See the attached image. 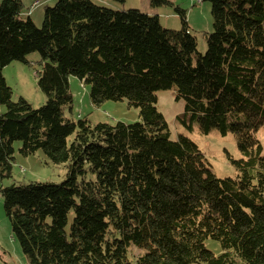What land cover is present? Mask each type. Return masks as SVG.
<instances>
[{
    "label": "trees",
    "instance_id": "trees-1",
    "mask_svg": "<svg viewBox=\"0 0 264 264\" xmlns=\"http://www.w3.org/2000/svg\"><path fill=\"white\" fill-rule=\"evenodd\" d=\"M53 1L41 27L21 0L0 1V180L12 177L17 141L22 155L42 150L67 168L59 183L0 187L28 264H264V0H207L204 53L179 6L182 27L172 30L137 9ZM32 52L41 56L38 108L13 101L2 72ZM70 76L89 86L93 106L126 100L140 120L67 117ZM166 89L185 101L183 124L189 117L202 134L234 136V176H216L187 136L170 138L155 105Z\"/></svg>",
    "mask_w": 264,
    "mask_h": 264
},
{
    "label": "rangeland",
    "instance_id": "rangeland-1",
    "mask_svg": "<svg viewBox=\"0 0 264 264\" xmlns=\"http://www.w3.org/2000/svg\"><path fill=\"white\" fill-rule=\"evenodd\" d=\"M1 1V0H0ZM23 3L22 15L27 14L38 27H41L46 6H53V0H21ZM98 5L107 6L114 10L137 9L148 14H157L162 27L172 30H180L182 20L176 12L179 6L185 10V19L188 29L196 37L197 50L204 53L206 42L204 34L212 31L210 2L207 0H169L172 5L151 7L149 0H124L123 3H115L112 0H92ZM26 13V14H25ZM41 69V56L39 52L28 54L25 61H13L6 65L2 72L8 86L12 89L11 99L17 101L20 97L27 100L35 108L45 102V95L37 84V72ZM70 91L73 98L72 111L65 110L67 117H86L92 123H115L122 121L131 123L140 120L139 110L129 106L126 100H108L100 106H93L89 97V86L83 85L77 77L69 78ZM156 108L161 112L168 125L171 139H177L184 135L193 140L204 157L211 171L219 177L234 176L235 169L228 159V155L238 159L241 154L237 148L234 136L231 133L223 136L216 129L207 134L199 131L197 121L186 118L188 126L178 118L184 113L185 101L177 97L173 89L158 90L156 92ZM5 105L0 104V113L5 111ZM190 126V127H189ZM258 138L264 146V127L258 133ZM21 142H15V161L12 168V177L0 180V187L12 183L29 181H51L59 183L66 178L67 168L65 164H54L49 161L42 150L34 154L24 156L19 152ZM73 214L70 213L71 221ZM206 247L215 254L221 252L219 241L208 238ZM135 254L140 251L134 249ZM10 255L13 260L10 259ZM23 257V259L20 258ZM0 264H28L18 242L13 238L9 220L5 214L3 200L0 196Z\"/></svg>",
    "mask_w": 264,
    "mask_h": 264
},
{
    "label": "crops",
    "instance_id": "crops-1",
    "mask_svg": "<svg viewBox=\"0 0 264 264\" xmlns=\"http://www.w3.org/2000/svg\"><path fill=\"white\" fill-rule=\"evenodd\" d=\"M20 258H21V259H23V257H22V256H20ZM10 259H11V260H13V257H12L11 255H10Z\"/></svg>",
    "mask_w": 264,
    "mask_h": 264
}]
</instances>
